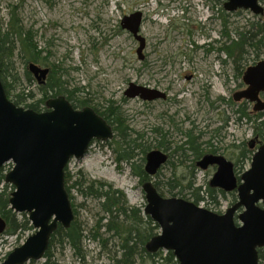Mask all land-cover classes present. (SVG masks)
I'll return each instance as SVG.
<instances>
[{
    "label": "rangeland",
    "instance_id": "374dc122",
    "mask_svg": "<svg viewBox=\"0 0 264 264\" xmlns=\"http://www.w3.org/2000/svg\"><path fill=\"white\" fill-rule=\"evenodd\" d=\"M261 3L264 6V2ZM215 8H212L211 0H0V18L6 23L8 11L14 9L23 25L33 32L39 47L49 50L50 61L63 70L68 88L81 87V95L83 90L87 91L90 105L99 106L106 100H114L122 107L128 124L145 134L151 148L156 144L154 129L169 131L172 133L170 139L179 141L181 137L175 130L176 126L187 130L197 125L195 132L205 133L201 140L212 135L211 142L219 149L216 153L234 162L239 155V145L253 137V129L245 120L238 122L236 114L219 98L227 99L235 91L245 88L241 75L246 67L264 58V50L258 58L243 54L239 60L237 52L232 55L220 52L218 59L215 49L227 42V37L219 34L222 20H219ZM135 10L142 11L143 16L140 26V33L146 39L143 60L137 58V42L120 26L122 16ZM238 12L228 17L225 26L222 24V29L226 27V33L234 40L238 39L235 30L249 29L252 24L264 20V13L258 16L244 9ZM213 27H216V32ZM209 47H214V50L206 53ZM222 58L227 60L224 65ZM23 60L20 56L14 57L13 67L7 68L17 77L16 81L9 75L6 77L13 87L12 94L28 86L24 75L28 64ZM129 82L157 86L168 90L170 96L154 103L137 97L128 98L123 91ZM36 85L34 79V84L27 89L38 99L39 88ZM81 95L76 93L74 98ZM185 165L189 166V162ZM185 165L176 171V175L184 184L193 179L195 186H201L203 191L216 167L202 170L196 167L192 176ZM249 165L250 158L243 159L237 174L241 175ZM11 166V162L5 164V172ZM67 169L72 174L80 169L91 179L109 182L113 188L123 191L129 205L143 208L146 203L138 178L131 175L130 167L125 163L117 167L112 151L101 141H93L86 154L80 159L73 158ZM171 171L170 166L164 164L158 177L153 179L160 182L165 197L172 196L167 193L168 187L162 185ZM13 188L8 184V193ZM71 192L75 218L87 234L102 214L100 204L91 198L83 199L75 190ZM182 195L189 198L186 191ZM236 199V190L226 192L225 197L218 196L217 210L222 213ZM190 201L193 202L192 199ZM198 205L209 209L206 198ZM14 213L16 216L19 214ZM155 231L156 234L160 232L159 228ZM110 232L106 234L99 229L102 237L106 238L105 248L86 235L82 242L84 258L73 256L68 246L62 250L53 249L57 264H110L113 256L117 255L120 238L113 235L107 240ZM27 235L1 233L0 263ZM43 261L44 258L36 260L37 263ZM259 263L264 264V251Z\"/></svg>",
    "mask_w": 264,
    "mask_h": 264
},
{
    "label": "water",
    "instance_id": "95a60500",
    "mask_svg": "<svg viewBox=\"0 0 264 264\" xmlns=\"http://www.w3.org/2000/svg\"><path fill=\"white\" fill-rule=\"evenodd\" d=\"M222 1L225 11L242 8L255 15L264 13L259 0ZM142 19V11L135 10L120 20L121 28L138 43L139 60H143L145 46L140 33ZM27 67L38 83L45 82L48 67L31 62ZM242 81L245 88L233 93L234 100L245 99L252 103V110L264 111V58L244 70ZM123 92L142 101L165 97L163 91L135 82H129ZM45 107L37 112L15 104L7 97L0 77V167L12 163L4 177V183L14 187L8 203L14 212H25L33 227L0 264L43 258L50 235L59 224L69 227L74 218L65 190V167L73 158H82L93 140L104 143L114 137L112 127L90 106L75 108L59 94L49 97ZM255 141L249 140L250 149ZM145 156L148 176L167 160L160 149H152ZM195 164L201 170L215 165L209 185L224 192L236 190V202L217 213L184 197L162 196L151 179L144 181L143 210L160 230L147 241L146 250L172 251L179 264H259L258 249L264 247V143L255 148L238 182L233 163L224 155L204 154ZM4 229L5 219L0 215V234Z\"/></svg>",
    "mask_w": 264,
    "mask_h": 264
},
{
    "label": "trees",
    "instance_id": "16d2710c",
    "mask_svg": "<svg viewBox=\"0 0 264 264\" xmlns=\"http://www.w3.org/2000/svg\"><path fill=\"white\" fill-rule=\"evenodd\" d=\"M212 1L216 3V1L219 0H211V2ZM259 1L264 2V0ZM15 6L16 5H14L13 8H15ZM213 7L215 6H212V8ZM239 10L241 9L238 8V10L235 11L224 10L225 16L222 18L224 26L228 17L230 15H237ZM8 12L9 17L6 23L0 18V77L8 98L15 104L21 105L24 108L29 107L37 112L46 110V100L49 97L59 96V94L64 95L75 108L90 106L112 126L114 137L104 143L106 147H109L112 151L117 167L120 163L128 165L131 175L138 178V183L140 184L149 179L153 181L154 176L158 177L161 167L153 176H148L144 167L146 162L145 155L153 148L169 151V156H167V160L164 164L170 166L172 171L170 177L162 184L164 187H168L167 193H169L170 196L184 197L188 200L192 199L197 204L204 201L206 198L209 209L213 212L220 213L216 206L218 203V196L225 197L226 191L224 192L216 186L212 187L209 183V186L207 185L202 191L201 186H195L193 179L187 184H184L180 177L176 175V171L183 168L186 162H189V166L185 165V167L190 169L189 175H192L197 167L195 161L201 158L202 155L208 153L219 154L216 153L219 149L214 147V144L211 142L212 135L207 140L202 141L201 137L205 133L195 132L194 128H197V125L187 130H178L176 126L175 130L180 133L181 138L179 141H172L169 137L172 133L169 131L163 132L161 128H157L153 131L155 132L154 134L159 136L157 137L156 135V144L151 148L152 146L146 142L145 134L135 131L130 124H128L127 117L122 107L115 103L114 100H106L99 105L100 107L90 105L91 99L87 96L89 95L87 91L85 92L83 90L84 94L81 95V87L73 89L68 88L69 84L67 79L64 78L65 74L63 70H59L58 67L60 66L50 61L51 53L49 50L39 47L38 42L33 38V32H31L30 28H26L23 25V22L14 9ZM252 25L253 26L249 29L244 26L245 28L243 30H235V34L238 38L237 40L232 39L231 35L226 33V27L223 28L222 34L226 35V40L229 42L228 44H226V41L223 42L227 55H232V53L237 52L239 60L243 58V54L250 57L253 55L256 58L261 56L262 50H264V20ZM222 47L221 45L219 49L221 50ZM17 56L24 59V64L31 62L49 68L45 82L38 83L36 81V86L39 88L38 99L27 89L29 85L34 84L35 79L29 72L28 65L25 66L24 71L28 86L26 88H21V91L16 94H12L13 87H11L6 77L9 75L14 81L17 80V77L13 76L7 68L8 66L13 67L12 61L14 57ZM76 93H80L81 96L74 98ZM248 104V101L245 99L241 101L234 100L235 108H233L232 111L236 114L235 119L241 123L243 120L247 123L249 122L253 129L252 138H255L258 143H264V112L252 111V108H250ZM218 129L219 128H217L216 131ZM238 152L239 155L236 160L231 162L233 163V171L237 179L240 177V175L237 174V170L240 168V162L243 159L251 158L254 151L249 148V143L246 141V143L244 142L239 145ZM173 158H175V160ZM163 165L161 166L163 167ZM64 170L65 190L68 192L70 202L72 203L74 218L69 227L64 228L59 224L50 235L48 248L42 256L44 258L42 263H37L36 260H30L24 264H57L53 249L58 248L62 250L66 248V246L70 247L73 256L76 258H84L82 242L87 236L99 242L103 248L106 247V238L102 237V234L99 233V229L105 231L106 234L111 231V235L107 236V240L109 236H120L117 246V255L113 256L110 264H179L172 251L168 250L162 252L159 250L151 253L146 250L145 246L147 241L151 236L156 234L155 229L159 227L154 220L150 219L149 216L144 213L143 208L129 205L122 190L113 188L107 181L104 182L102 180L89 178L87 173L83 172V170L78 169L73 174L67 169V166ZM5 174L4 165L0 167V215L5 218L6 222L5 229L2 233L9 236L15 234L25 235V233L29 234V232L33 231V227L30 225L28 216L24 212L16 216L8 203L10 194L8 193V184L4 183ZM153 185L157 188L159 194L165 196L159 181H153ZM72 190L77 191L83 199L91 198L98 201L100 204L99 210L102 214L98 216L95 222L96 224L88 230L87 234H84V228L75 218L74 203L71 201L73 199ZM183 191L189 194V198L182 195ZM235 201L236 200H234V202ZM263 251L264 247L258 249L259 262L262 258Z\"/></svg>",
    "mask_w": 264,
    "mask_h": 264
},
{
    "label": "flooded vegetation",
    "instance_id": "af4514ba",
    "mask_svg": "<svg viewBox=\"0 0 264 264\" xmlns=\"http://www.w3.org/2000/svg\"><path fill=\"white\" fill-rule=\"evenodd\" d=\"M223 4H224V2L222 1V0H219V1H216V3L215 2H213L212 1V6H215L216 8L215 9H217V12L216 13H218V18H219V20H222V18H224V16H225V12H224V6H223ZM217 5V6H216ZM221 23V29H220V31H219V34H221V37H224L225 35L224 34H222V24H223V20H222V22H220ZM213 30H215V32H216V27H213ZM215 40H217L218 41V39H215ZM145 44H146V39H145ZM222 44V49L220 50L219 49V46H218V48H216L215 49V51H216V56H217V58L219 59L220 58V56H219V53L221 52V53H223V54H227L226 53V51H225V49L226 48H224V46L225 45H223V43H221ZM208 45V44H207ZM145 47V46H144ZM214 47H209V48H207L206 49V53L207 52H210V50H212ZM214 50V49H213ZM144 58V57H143ZM222 60V63H223V65L227 62V60L226 59H224V58H222L221 59ZM149 68H150V66H149ZM243 83V82H242ZM148 87H150V88H153V89H155V88H157L158 90H160V91H163L164 93H165V97L164 98H161V97H159V98H156V99H153V100H145V101H147V102H151V103H154L156 100H159V101H164V100H167V98H169V93H168V90H161V89H159L157 86H148ZM261 98H263V95L262 94H260L259 95ZM220 99L223 101V102H225L226 104H227V106L230 108V109H233V107H234V98H233V93L231 94V96L229 97V98H227V99H225V98H223V97H220ZM144 101V102H145ZM249 104H248V106L250 107V108H252V103H250V102H248ZM253 109V108H252ZM258 112V111H257ZM259 112H261V111H259ZM106 121V120H105ZM107 122V121H106ZM108 124V123H107ZM109 125V124H108ZM111 126V125H110ZM112 127V126H111ZM179 129H181L182 130V127L181 126H179L178 127V130ZM112 131H113V129H112ZM250 139H252V138H250ZM256 146H258V142L257 141H255V147ZM255 147H254V149H255ZM162 152H164L167 156H169L168 155V153H169V151H165V150H162V149H160ZM166 162V161H165ZM196 162V161H195ZM214 167H216L215 165H213ZM212 166V167H213ZM162 167V166H161ZM233 204V203H232ZM261 206H262V204H260ZM239 210H241V208H239Z\"/></svg>",
    "mask_w": 264,
    "mask_h": 264
}]
</instances>
